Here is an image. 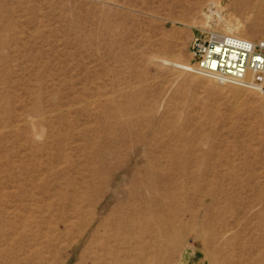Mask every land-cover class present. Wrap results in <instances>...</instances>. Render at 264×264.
Wrapping results in <instances>:
<instances>
[{
	"label": "rangeland",
	"instance_id": "374dc122",
	"mask_svg": "<svg viewBox=\"0 0 264 264\" xmlns=\"http://www.w3.org/2000/svg\"><path fill=\"white\" fill-rule=\"evenodd\" d=\"M227 20L264 41V0H0V264H264V84L190 53Z\"/></svg>",
	"mask_w": 264,
	"mask_h": 264
},
{
	"label": "built area",
	"instance_id": "2783aa9c",
	"mask_svg": "<svg viewBox=\"0 0 264 264\" xmlns=\"http://www.w3.org/2000/svg\"><path fill=\"white\" fill-rule=\"evenodd\" d=\"M190 53L198 72L234 80L250 75L264 84V41L200 31L191 41Z\"/></svg>",
	"mask_w": 264,
	"mask_h": 264
},
{
	"label": "bare ground",
	"instance_id": "6f19581e",
	"mask_svg": "<svg viewBox=\"0 0 264 264\" xmlns=\"http://www.w3.org/2000/svg\"><path fill=\"white\" fill-rule=\"evenodd\" d=\"M241 2L245 3L246 1L250 0H240ZM216 6V5H215ZM219 8V6H218ZM221 8V7H220ZM220 8L218 10H220ZM214 9V8H213ZM217 9V8H216ZM215 10V9H214ZM218 12V11H217ZM222 12V11H221ZM219 16V15H218ZM220 17V16H219ZM223 17V16H222ZM221 18V17H220ZM220 20V19H219ZM226 20V19H225ZM238 20V19H237ZM221 21V20H220ZM246 26L242 24L240 21H225L222 22V32L226 34H232L241 37V33L246 31ZM209 30V29H208ZM211 31V30H210ZM214 31V30H213ZM218 33V32H217ZM244 38V37H243ZM205 74V73H204ZM208 76L214 77L220 83L226 84V81H242L243 79H226V78H217V76L212 75V74H206ZM245 79V78H244ZM216 80V81H217ZM216 84V83H215ZM237 86V85H235ZM233 88V87H232ZM237 88V87H236ZM234 106V105H233ZM10 230H11V224L8 222L7 219H5L3 212L0 211V238H2L4 241H8L10 239ZM215 239V238H214ZM216 240V239H215ZM228 264H240L239 262L237 263L236 261H230Z\"/></svg>",
	"mask_w": 264,
	"mask_h": 264
}]
</instances>
